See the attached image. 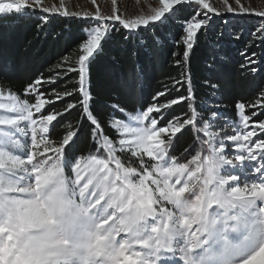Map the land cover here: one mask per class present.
<instances>
[{
  "label": "snow or ice",
  "instance_id": "snow-or-ice-1",
  "mask_svg": "<svg viewBox=\"0 0 264 264\" xmlns=\"http://www.w3.org/2000/svg\"><path fill=\"white\" fill-rule=\"evenodd\" d=\"M91 3L94 12L70 11L63 0H0V18H35L43 30L51 13L85 25L76 57L62 56L25 87L24 99L0 86V264H260L264 89L236 102L234 123L213 98L219 85L206 80L212 93L201 115L190 57L199 36L216 31L238 42L246 30L234 18L264 21V11L241 0H222V9L209 0H158L149 14L124 18ZM170 22L181 29L172 41L179 78H167L146 106L129 111L114 99L107 114L94 110L90 66L113 32L122 28L125 40L152 32L159 45L155 31ZM247 36L241 68L264 71V22ZM182 88L186 95H172ZM183 104L188 111L175 114ZM185 128L197 149L181 160L174 140ZM82 139L87 153L79 152Z\"/></svg>",
  "mask_w": 264,
  "mask_h": 264
},
{
  "label": "trees",
  "instance_id": "trees-1",
  "mask_svg": "<svg viewBox=\"0 0 264 264\" xmlns=\"http://www.w3.org/2000/svg\"><path fill=\"white\" fill-rule=\"evenodd\" d=\"M47 15L48 23L43 30L37 27L35 18H0V86H3L5 94L11 90L24 99L22 93L28 84L41 74L48 76L49 69L62 56L72 53L75 58L78 54V45L84 40L81 31L84 23L80 19ZM183 15H188V12ZM259 24L253 17L239 18L236 29L243 27L246 35L238 42L227 34L217 39L216 31L199 36L190 57V70L196 93L195 107L201 115H207L201 111V105L210 99L212 93V89L204 84L206 80L219 85L213 98L222 105L220 112L234 123H238L236 102L254 99L264 89V71L252 74L241 68L244 60L241 50L248 39L247 33L254 32ZM124 34L122 28L119 32L114 31L112 39L104 44L102 53L90 66L91 91L95 97L93 109L103 114L110 111L106 105L114 99L129 111L146 106L154 94L162 90V83L167 78H179L180 69L172 63V52L176 50L173 37L181 34L179 23L170 22L166 28L155 31L162 42L159 45L152 32H144L142 40H125ZM256 51L259 53L260 48L257 47ZM181 94L186 95L183 88L172 93L173 96ZM27 99L31 101V97ZM174 108L177 115L188 111L186 104ZM78 115L74 109L68 118L75 120ZM61 131L57 128L55 137H59ZM174 144L175 155L181 160L196 154L194 134L188 128L177 134ZM90 147L88 141L82 139L79 152L87 153ZM185 149H188L187 153Z\"/></svg>",
  "mask_w": 264,
  "mask_h": 264
},
{
  "label": "rangeland",
  "instance_id": "rangeland-1",
  "mask_svg": "<svg viewBox=\"0 0 264 264\" xmlns=\"http://www.w3.org/2000/svg\"><path fill=\"white\" fill-rule=\"evenodd\" d=\"M63 2L64 6L67 7L70 11L94 12L96 8V5H93L91 3V0H63ZM209 2L212 3L214 7L222 9V0H209ZM232 2L233 0H229V3ZM241 2L245 3L250 8H255L258 11H264V0H241ZM44 3L46 6L59 7L61 4V0H44ZM97 5L100 6V10L104 15H111L113 14L115 8H119L120 13L123 14L124 18H135L138 15L149 14L152 7L158 6V0H117V4L115 6L112 5L111 0H97ZM233 6L235 7V4H233ZM225 16L233 18L232 14L230 13H225ZM246 17H253L257 19L258 23L264 22L262 21V18L256 17L254 15ZM234 19L238 20L239 18ZM227 131L231 133L232 128L228 127ZM221 135H223V133H221ZM251 163L254 164L255 162ZM245 167L248 169V171H251V167L247 163ZM233 171H238V169H234Z\"/></svg>",
  "mask_w": 264,
  "mask_h": 264
},
{
  "label": "bare ground",
  "instance_id": "bare-ground-1",
  "mask_svg": "<svg viewBox=\"0 0 264 264\" xmlns=\"http://www.w3.org/2000/svg\"><path fill=\"white\" fill-rule=\"evenodd\" d=\"M258 260H260L259 257H258ZM260 264H264V260H260Z\"/></svg>",
  "mask_w": 264,
  "mask_h": 264
}]
</instances>
